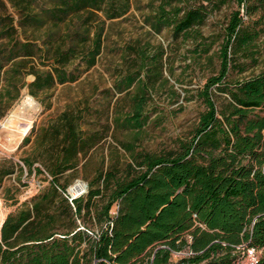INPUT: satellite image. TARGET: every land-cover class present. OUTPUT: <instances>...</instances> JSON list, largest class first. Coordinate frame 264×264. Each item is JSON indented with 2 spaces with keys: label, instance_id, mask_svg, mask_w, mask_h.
Returning <instances> with one entry per match:
<instances>
[{
  "label": "trees",
  "instance_id": "16d2710c",
  "mask_svg": "<svg viewBox=\"0 0 264 264\" xmlns=\"http://www.w3.org/2000/svg\"><path fill=\"white\" fill-rule=\"evenodd\" d=\"M229 1L162 6L149 21L156 32L169 25L179 36ZM236 1L219 71L200 92L206 109L189 139L161 153L119 141L129 158L114 154L107 167L98 165L87 191L71 201L68 186L101 139L86 135L80 113L65 110L40 129L24 165L0 166V180L25 168L49 180L3 221L0 264H170L184 249L187 264H234L246 245L262 250L258 264H264V70L242 80L229 77L238 56L255 59L264 32V15L251 27L241 7L264 12V0ZM7 3L17 18L7 13ZM130 8L131 0H0V103L8 97L10 106L12 88L27 84L39 96L77 80L97 62L106 21ZM19 28L26 40L14 44ZM138 52L145 78L129 72L117 85L122 91L137 83L131 110L116 118L118 127L135 131L145 124L149 83L162 75L164 55L148 47ZM77 58L83 69H71ZM28 74L34 75L30 83L24 82Z\"/></svg>",
  "mask_w": 264,
  "mask_h": 264
},
{
  "label": "rangeland",
  "instance_id": "374dc122",
  "mask_svg": "<svg viewBox=\"0 0 264 264\" xmlns=\"http://www.w3.org/2000/svg\"><path fill=\"white\" fill-rule=\"evenodd\" d=\"M208 1L131 0V8L126 14L106 21L103 47L97 62L82 71L77 80L57 84L39 96L32 95L27 84L18 91L12 88L10 106H7L8 97L0 103V123L5 124L3 128L0 126V166L11 167V161L24 165L22 158L32 150L40 129L50 127L65 110L80 113L83 116L81 127L86 135L96 133L101 139L83 159L67 191H71L70 188L79 182L87 185V191L88 181L98 165L107 167L114 154L122 156V159L129 158L119 141H132L139 151L161 153L175 148L179 139H189L206 109L200 92L207 79L219 71V51L225 41L226 26L239 5L236 0H230L211 11L203 24L179 36L174 35L169 25L156 32L149 20L157 15L162 6L170 10L173 6L188 7ZM251 3L249 1V5ZM7 4V13L17 18L15 8ZM241 15L246 24L254 27L253 22L260 19L264 12L260 9L248 12L246 7H241ZM13 35L16 38L14 44L19 39L26 40L21 28ZM141 47H148L149 53L163 49L164 55L162 75H157L149 83L145 124L135 131L118 127L116 118L128 115L137 83L122 91L117 85L129 72L145 78L146 69H143L138 52ZM255 48V59L245 60L238 56L229 73L231 79L242 80L264 70V32L256 40ZM40 61L37 57L36 62L39 64ZM78 64L79 58L71 69L75 66L84 68V65ZM75 73H78L77 69ZM33 80L32 74L24 77L26 83ZM30 96L39 104L38 108H24L23 103ZM27 124L28 130L24 131ZM48 185L46 174H36L35 171L28 174L26 168L22 175L19 171L6 174L0 180V229L10 212L17 210L25 201L31 203L32 198ZM81 247L86 248L87 244L84 242ZM186 251L175 252L170 264H187L182 260Z\"/></svg>",
  "mask_w": 264,
  "mask_h": 264
},
{
  "label": "built area",
  "instance_id": "2783aa9c",
  "mask_svg": "<svg viewBox=\"0 0 264 264\" xmlns=\"http://www.w3.org/2000/svg\"><path fill=\"white\" fill-rule=\"evenodd\" d=\"M2 124L0 123V126ZM87 186V185H85ZM86 192V187L80 190V194H83ZM65 195L72 201L75 197L78 195L74 194L72 191H68L65 193ZM262 253L261 249H258L254 246L246 245L242 248L241 255L239 258L234 262V264H258L259 257Z\"/></svg>",
  "mask_w": 264,
  "mask_h": 264
},
{
  "label": "bare ground",
  "instance_id": "6f19581e",
  "mask_svg": "<svg viewBox=\"0 0 264 264\" xmlns=\"http://www.w3.org/2000/svg\"><path fill=\"white\" fill-rule=\"evenodd\" d=\"M23 105H24V108H38L39 107V104L37 103V102H35L34 101V98L33 97H29V99H27L26 101H24V103H23ZM15 116V115H14ZM10 121V120H9ZM30 121V120H29ZM2 126V128L5 126V124H2L1 125ZM25 129V130H24ZM24 131H27L28 130V124H27V126L26 127H24ZM8 132V131H7ZM85 187V184H83V183H76V185L74 186H72L71 188H70V190L74 193V194H76V195H78L79 193H80V190L81 189H83Z\"/></svg>",
  "mask_w": 264,
  "mask_h": 264
},
{
  "label": "water",
  "instance_id": "95a60500",
  "mask_svg": "<svg viewBox=\"0 0 264 264\" xmlns=\"http://www.w3.org/2000/svg\"><path fill=\"white\" fill-rule=\"evenodd\" d=\"M76 184H74V186H75Z\"/></svg>",
  "mask_w": 264,
  "mask_h": 264
}]
</instances>
